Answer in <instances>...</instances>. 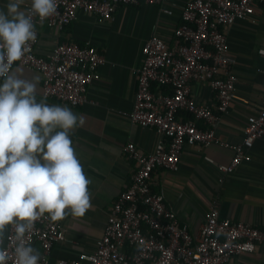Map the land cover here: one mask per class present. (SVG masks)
<instances>
[{
	"label": "built area",
	"instance_id": "1",
	"mask_svg": "<svg viewBox=\"0 0 264 264\" xmlns=\"http://www.w3.org/2000/svg\"><path fill=\"white\" fill-rule=\"evenodd\" d=\"M138 0H57V11L41 20L35 16L37 32L30 51L16 64L43 75L42 96L56 98L71 106L83 105L89 86L100 78L98 68L105 61L93 45L76 41L59 42L47 54L36 52L37 24L63 29L80 11L103 20H111L119 5ZM158 5L162 13H173L167 0H146ZM257 3L264 0H187L180 8V23L174 28L175 45L153 33L142 47V62L137 71L138 87L128 117L133 124L155 130L159 141L151 151L134 143L125 147L127 158L136 168L128 185L120 191L109 208L103 235L95 250L81 252L72 259L50 260L55 243L66 240L59 221L42 215L34 229L26 234L27 242H38L42 264H227L232 256L255 252L264 242V227L247 222L220 218L212 204L205 222L192 233L168 207L162 191L152 188V173L162 168L176 171L185 145L207 146L220 143L234 151L229 164L210 163L231 173L243 160L248 149L264 136V69L260 108L247 116L240 143L223 142L215 133L221 114L235 97L236 76L231 70L228 40L223 30L238 19H246ZM31 10V4L26 12ZM259 53L264 56V49ZM193 81L206 82L217 98L216 111L198 103L191 96ZM155 85V86H154ZM190 117L184 119L181 113ZM201 124L204 126L202 127ZM222 179H220L221 181ZM4 247H14V229L9 231Z\"/></svg>",
	"mask_w": 264,
	"mask_h": 264
},
{
	"label": "crops",
	"instance_id": "2",
	"mask_svg": "<svg viewBox=\"0 0 264 264\" xmlns=\"http://www.w3.org/2000/svg\"><path fill=\"white\" fill-rule=\"evenodd\" d=\"M186 1L167 0L165 5L172 9L171 15L162 13L158 5L138 0L136 4L119 5L111 20L101 21L80 11L63 29L48 27L44 22L36 25V52L40 55H47L59 42L76 41L93 45L105 59L98 68L100 78L88 88L87 101L78 106L43 97V75L16 64L23 78L38 80L37 101L67 106L79 117L70 137L77 158L91 176L92 202L83 212L65 210L64 217L58 221L65 230L66 240L53 245L50 260H69L81 252L95 250L96 241L104 233L109 208L136 168L127 158L125 147L134 143L144 151H151L158 143L155 130L133 124L128 114L138 87L137 71L144 43L157 33L174 46L173 30L180 23V8ZM8 2L0 0V9L6 10ZM29 4L31 0H23L21 10L26 11ZM223 32L228 40L231 70L237 80L235 97L221 114L215 133L221 141L237 144L243 139L247 116L256 112L262 101L264 56L259 50L264 49V3H257L251 16L236 20ZM191 96L217 113L216 95L206 82L193 81ZM247 152L250 159L241 161L231 173L225 174L214 163L229 164L234 156L232 149L220 143L185 145L176 171L162 168L153 171L152 188L163 192L168 207L188 224L192 233L199 231L212 204L217 206L220 218L264 227V136ZM205 157L212 158L214 163ZM8 231L9 228L3 245ZM31 246L40 253L38 242ZM227 264H264V242L255 252L232 256Z\"/></svg>",
	"mask_w": 264,
	"mask_h": 264
},
{
	"label": "clouds",
	"instance_id": "3",
	"mask_svg": "<svg viewBox=\"0 0 264 264\" xmlns=\"http://www.w3.org/2000/svg\"><path fill=\"white\" fill-rule=\"evenodd\" d=\"M9 0L0 9V264H42L26 240L44 214L61 220L65 210L83 212L92 202L91 176L75 154L70 132L79 117L67 106L37 101L38 80L19 74L21 61L35 42L34 17L54 15L57 0ZM14 65L15 70H14ZM14 229V247L3 245Z\"/></svg>",
	"mask_w": 264,
	"mask_h": 264
},
{
	"label": "trees",
	"instance_id": "4",
	"mask_svg": "<svg viewBox=\"0 0 264 264\" xmlns=\"http://www.w3.org/2000/svg\"><path fill=\"white\" fill-rule=\"evenodd\" d=\"M155 86V85H154ZM184 119L189 118L190 116L188 114H185L184 112L181 113Z\"/></svg>",
	"mask_w": 264,
	"mask_h": 264
}]
</instances>
